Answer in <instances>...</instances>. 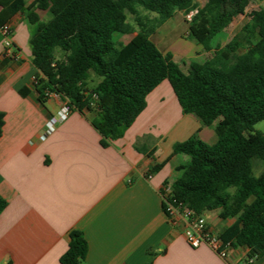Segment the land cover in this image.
<instances>
[{
	"label": "trees",
	"instance_id": "trees-1",
	"mask_svg": "<svg viewBox=\"0 0 264 264\" xmlns=\"http://www.w3.org/2000/svg\"><path fill=\"white\" fill-rule=\"evenodd\" d=\"M252 1L207 0L199 7L195 0H0V28L19 13L27 17L32 63L43 76L35 84L39 101L55 92L73 111L95 112L92 124L103 147L123 137L145 110L147 96L168 81L183 114L203 127L215 125L217 136L213 145L196 136L174 145V155L190 158L177 168L174 200L197 215L218 212L223 220L236 219L220 237L259 259L264 258V132L254 127L264 120V7L225 46L212 48ZM176 12L193 13L188 38L213 52L192 61L187 72L150 39ZM115 34L135 35L123 44ZM91 75L100 82L88 92ZM92 94L98 96L95 106ZM4 119L0 112V138ZM257 163L263 167L259 175ZM6 205L0 199V214ZM88 250L84 233L72 231L60 264H83Z\"/></svg>",
	"mask_w": 264,
	"mask_h": 264
},
{
	"label": "crops",
	"instance_id": "crops-1",
	"mask_svg": "<svg viewBox=\"0 0 264 264\" xmlns=\"http://www.w3.org/2000/svg\"><path fill=\"white\" fill-rule=\"evenodd\" d=\"M7 24L21 60L4 55L0 32V112L5 116L0 199L7 203L0 214V264H60L75 230L84 233L89 247L83 264H246V247L230 250L227 259L205 245L191 248L186 224L172 226L163 211L164 187L190 161L174 155V145L194 136L213 145L215 125L203 127L183 114L164 81L147 96L145 110L123 137L106 147L92 124L96 113L88 110H74L45 136L61 100L39 101L35 82L43 76L32 63L27 17L19 13ZM95 79L97 85L94 75L89 82ZM158 165L161 169L151 173ZM203 215L218 235L236 221L223 220L218 212ZM254 264H264V258Z\"/></svg>",
	"mask_w": 264,
	"mask_h": 264
},
{
	"label": "built area",
	"instance_id": "built-area-1",
	"mask_svg": "<svg viewBox=\"0 0 264 264\" xmlns=\"http://www.w3.org/2000/svg\"><path fill=\"white\" fill-rule=\"evenodd\" d=\"M192 16L193 13L187 15V20L191 21ZM0 32L3 37L4 55L12 58L16 62H19L21 60V56L13 42L12 28L8 24H5L0 28ZM36 83L37 81L35 84ZM45 95L48 99L61 100V107L58 113L56 116H53L45 126V136H47L52 133L57 126L70 117L73 112V108L68 100H62L55 92L47 91ZM97 100L98 96L96 94H92L91 106H95ZM163 204H165V215L172 226L178 227L183 222L186 224L184 236L191 248L198 249L205 245L215 252L220 258H228L230 250L235 247H233L231 243L224 242L220 235L215 234L210 230L203 214L197 215L188 208L184 207L183 204L176 202L170 185L164 187ZM255 261V257H249L248 255L246 264H254Z\"/></svg>",
	"mask_w": 264,
	"mask_h": 264
},
{
	"label": "rangeland",
	"instance_id": "rangeland-1",
	"mask_svg": "<svg viewBox=\"0 0 264 264\" xmlns=\"http://www.w3.org/2000/svg\"><path fill=\"white\" fill-rule=\"evenodd\" d=\"M199 7H203L207 0H195ZM264 7V0L252 1L246 10L244 15H241L234 19L229 28L223 33L219 34L212 42V48L217 46H225L234 36L239 34L243 27L250 21L252 14ZM142 14L149 18H154V14H148L142 11ZM187 16L182 12H176L174 17L163 24L157 31L150 37L151 41L158 47V49L164 54H171L173 60L180 66V68L187 72L189 64L194 61V57L199 61H204L213 55V52L203 51L201 56H196L198 48H202L188 38L189 24L186 18ZM129 22L134 24L133 17L129 16ZM136 28V25H135ZM138 29V28H137ZM133 35H121L115 34V41L123 44L128 43L134 36ZM243 53V51H240ZM96 86V79L89 82L87 91L91 92ZM255 131L264 132V120L255 125ZM263 170L261 164L257 163L254 168V174L259 175Z\"/></svg>",
	"mask_w": 264,
	"mask_h": 264
}]
</instances>
